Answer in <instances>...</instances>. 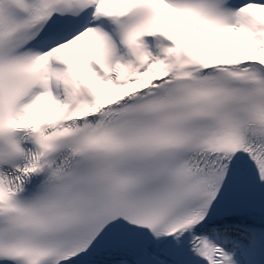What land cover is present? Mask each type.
Returning <instances> with one entry per match:
<instances>
[{
    "label": "snow or ice",
    "instance_id": "obj_1",
    "mask_svg": "<svg viewBox=\"0 0 264 264\" xmlns=\"http://www.w3.org/2000/svg\"><path fill=\"white\" fill-rule=\"evenodd\" d=\"M0 264H264V0H0Z\"/></svg>",
    "mask_w": 264,
    "mask_h": 264
}]
</instances>
